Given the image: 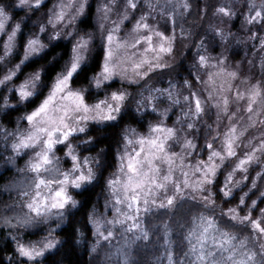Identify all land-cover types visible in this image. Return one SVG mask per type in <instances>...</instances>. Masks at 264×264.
<instances>
[{"label":"snow or ice","instance_id":"obj_1","mask_svg":"<svg viewBox=\"0 0 264 264\" xmlns=\"http://www.w3.org/2000/svg\"><path fill=\"white\" fill-rule=\"evenodd\" d=\"M159 6L158 0H104L97 8L102 21L99 27L103 33L104 58L94 77L95 86L100 88L117 77L128 79L130 83L145 82L146 87L136 100V112L141 118L145 113L154 115L155 120L147 124L146 132L140 130L144 126L138 128L131 124L120 130L119 148L114 156L115 171L104 178L109 199L103 207L105 213L112 214V219L98 216L95 206L86 214L84 227L96 237L92 251L96 252L102 241L110 242L117 226L139 233L137 239L147 240L149 232L143 227L142 214L146 216L154 208L173 209L185 193L193 198L199 194L205 205L214 207V201L205 191L206 185L213 182L223 166L230 164L222 195L226 203L235 196L236 203L223 209L221 215L226 222L221 223L214 215L203 212L192 215L181 239L187 247L183 261L174 255L176 241L165 226L166 259L168 264H184V261L187 264H264V78L256 82L241 79L239 67L230 66L223 52L217 56L210 54L209 35L218 38L220 44L228 43L230 36L244 43L233 34L210 26L193 39L191 30L179 22L192 15V0H166L164 12L158 15H172L166 18L163 31L151 22ZM46 7L45 0H0V36H6L0 44V65L7 67L11 58L19 59L18 63L7 67V71L0 69L3 71L0 75V119L16 109L17 101L32 100L39 85L44 83L42 72L34 71L17 84L25 64L46 62V50L51 44L68 37L74 41L65 67L51 81L40 102L25 111L13 129L0 123V137L12 153L7 163L15 166L17 158L27 157L24 166L16 169L22 179L13 185L27 211L14 218H3L15 247L11 255H0V264H44L49 255L59 254L66 246L64 240L56 238L58 230H62L70 214L79 208L73 193L96 184L104 152L101 149L96 155H86L73 140L93 124H113L121 118L129 103L127 94L121 91L90 103L82 90L73 87L74 75L91 45L90 38L79 35L77 25L86 14L87 0H61L43 18L33 21L32 17ZM244 7L248 13L245 22L252 28L259 25L260 31H264V0H247ZM11 8L31 13L26 15L31 27L28 23L17 22L8 31L6 25L13 19L9 14ZM213 8L222 18H239L233 11V0H223L219 6L208 7L207 11ZM138 11L141 14L137 17L134 13ZM114 13L115 20L112 19ZM128 23H131L130 29ZM177 27L180 28L179 38ZM249 32L247 40L258 42L260 52H264V35H258L251 28ZM185 39L192 40L188 53L191 54L192 49L196 52L187 76L177 81L171 78L175 66L168 58H174L177 43ZM233 55H239V51H233ZM261 71L264 73V61ZM205 74L206 81L202 79ZM154 77L163 80L162 85L166 86L155 87L151 83ZM238 79L240 86L235 87L233 96V82ZM217 80L221 81L219 86ZM199 84L212 85L207 98L194 90ZM181 89L188 94L184 95ZM165 100L169 106L161 110L160 105ZM235 102H243L242 115H238L239 108L230 110ZM174 106L186 111H182L173 126H168L169 112ZM213 108L217 126L209 127L207 132L212 139L206 137L203 155L195 158V163L187 162L188 153L194 156L195 149L187 137L179 136L176 124L191 128ZM224 118L228 124L221 131ZM249 129L258 130L260 134L251 135ZM217 141L222 145L219 149ZM82 143L93 144L95 139L85 138ZM180 143L184 151H172V145ZM241 147L244 150L238 154L237 149ZM58 152L62 153L63 160ZM254 169L255 175H251ZM237 192L240 195L237 196ZM49 221H53L55 227H50L39 241L24 243L12 235L13 231L27 230ZM73 232L71 246L74 248L84 240L85 233L77 228Z\"/></svg>","mask_w":264,"mask_h":264},{"label":"rangeland","instance_id":"obj_2","mask_svg":"<svg viewBox=\"0 0 264 264\" xmlns=\"http://www.w3.org/2000/svg\"><path fill=\"white\" fill-rule=\"evenodd\" d=\"M50 0H45L47 3ZM195 1V0H194ZM192 1V15L186 17V21L181 20L179 21L180 23H183L184 27L186 29H190L192 32L193 39L197 37V33L205 30V28H208L210 26H216L218 28L223 29L226 33H231L233 36L237 37L239 40L244 41V43H238L237 39L232 38L231 36L229 37L228 43L226 44H220L219 39L217 38L214 39L211 35L208 36V42H209V52L212 56H217L219 55L220 52H223L227 57H228V64L232 67H239L241 75V79H250L252 82L260 81L262 78H264V73L261 71V64L262 61H264V52H260L259 50V44L258 42H253V41H248L247 37L250 35L249 29L251 28V31L257 32L258 35H264V31H260V26L258 25L256 28H252L250 25H248L245 22L244 17L248 15L247 9L244 7V5L247 3V0H233L235 4V8L233 11L239 15V18L237 19L235 16L229 20L227 17H220L215 14V9L212 10L210 13L207 11L209 7V1L210 0H197L196 4ZM61 0H52L49 6L46 8L42 9L40 13L37 14V16H33L32 20L35 21L38 17L43 18L45 14L48 12L49 9H52L54 6L59 4ZM104 0H89V4L94 3L95 6V25L99 26V24L102 22L99 19V14L97 12V8L102 4ZM200 2V7L202 9V15L201 18L198 20H193L194 16H196V10H197V3ZM223 0H216V6H219ZM166 3V0H158V4L160 5L156 9V13L153 14V19L151 22L154 25H158L160 30L163 31V25L165 24L166 18L171 17L172 13H167L166 15H158V13L164 12L163 5ZM200 7H198V10H200ZM193 8L194 11H193ZM17 12H20V14L23 13V16L20 18H16L15 14ZM243 13L242 15L240 13ZM204 13L205 16L207 13L211 14V19L210 23H206L205 27L203 25L205 24L204 22ZM9 14L13 17L12 20L8 22V25H6L8 31L11 30L10 26H14L15 23L17 22H23V23H28L29 28L31 27V23L26 20V15H31V13H26V10L20 9V8H11L9 9ZM141 13L138 11L134 13L135 16H139ZM112 19L115 20L117 19L116 14L114 13L112 15ZM208 20V21H209ZM22 23V27H23ZM77 25L79 26V21L77 22ZM110 26V24H106V27ZM169 26H171L169 22ZM128 28H131V23H128ZM199 29V30H198ZM198 30V32H197ZM176 35L179 38L180 35V28L177 27L175 29ZM125 33L122 32L121 36H124ZM27 38V30H26V36L25 39ZM6 39V36H0V44ZM192 40L191 39H185L183 42H178L177 43V50L180 51V55L178 59H184L187 57V64L186 66L190 68V66L193 63L192 56L195 55L196 49H194L193 52L188 56L187 54L188 51L187 49L191 46ZM255 43V47H253V44ZM20 44V39L19 36L17 37V45H18V50L20 53V58H22L23 55V49L19 48ZM233 51H239V55H233ZM2 54V53H0ZM169 62L172 61L174 58L170 57L168 58ZM249 61L252 63L250 64ZM19 59L16 58H11V64L8 65L7 67L13 66L15 63H18ZM7 67L4 65H0V69L3 71H7ZM25 69V68H24ZM23 69V70H24ZM231 70V67L230 69ZM3 71H0V75L3 74ZM34 71V70H32ZM30 71V72H32ZM24 73L23 75L20 76V80L16 81V83H20L27 77V75L30 73ZM203 80H207L208 77L207 75H203L202 77ZM220 80H217V86L220 84ZM155 87H162L166 86L165 85H160V84H155ZM240 86V80H236L233 82V93L232 95L234 96V91L235 87ZM199 88L200 94L202 95L203 98H207L208 96V90H211L212 85L209 84L205 86L204 84H199L197 85L196 89ZM207 89V90H206ZM184 95H187V91L184 89H181ZM169 102L165 100L163 104L160 105V109L163 110L165 108H168ZM241 109V112L238 113V115H242V108H243V102H235L230 105V110L231 111H236L237 109ZM181 107L180 106H174L171 113H170V119L167 121L168 126H173L175 122V117L179 116L181 114ZM212 113V119L208 120V123L213 124V127H216L215 124V114L216 110L213 108L211 110ZM24 115V114H22ZM22 115H17L14 117V122L11 124L9 121H3V119H0V123H3V125L6 128L13 129L15 127V123L18 120V118ZM153 117H155L153 115ZM155 119H150L145 122V126L143 128H140L141 131L147 130V124L152 121L154 122ZM228 124L227 118H224L221 124V131L224 130V126ZM133 127H138L136 124H132ZM249 132L251 135L258 136L260 133L257 130L254 129H249ZM246 142V140H245ZM203 143V141H198V147L199 144ZM8 148L6 151L5 149ZM244 149L238 148V154L242 152ZM172 151L179 152L180 148L178 144H173L172 145ZM92 154V153H91ZM11 150L10 148L5 144L4 140L2 137H0V228H4L8 232L9 236V229L7 226L4 225L3 223V218L4 217H15L18 214H22L23 212H26L27 209L23 208L22 206V201L17 195V192L15 188L13 187L14 183L21 180L22 176L17 172V167H23L25 159L24 158H17L16 159V164L15 166L12 164L7 163L8 157L11 156ZM95 155V154H92ZM203 155V154H202ZM206 158V157H205ZM187 162L190 163H195L194 158H189ZM8 169H11L8 171ZM230 170V169H229ZM115 171V164L112 172ZM223 171V170H222ZM111 172V173H112ZM110 173V174H111ZM251 175H255V169L250 173ZM221 180H223V177H221ZM247 190V189H245ZM75 199L76 195L73 193ZM240 195L239 192H237V196ZM255 198V197H253ZM109 199V194L106 192V195L103 199L101 209H98L97 215L98 216H106L107 219H112V214L111 213H105L104 211V204L106 200ZM78 200V199H77ZM236 203V201H235ZM235 203L229 206H235ZM158 211L156 214H153L154 212ZM160 211V212H159ZM158 213H165L164 210H156L155 208L151 213L148 215H143L141 216L143 227L146 231L149 232V237L147 240L145 239H137L140 234L139 233H131L127 232L124 230V228L117 226L113 232L114 236L111 239L110 242H101V246L97 248L96 252L92 251L93 246L96 244V237L94 236V239L91 243V264H125L127 261V264H143L140 261L141 257V245H145L147 242L151 243V248L155 249V254L156 256L152 255V253H148V256H151V260L154 264H168V261L166 259V246L164 243V232H165V226H168L170 229V223L164 219L163 222H161V218L164 217L163 214H158ZM150 214H153L152 216H149ZM167 217V216H165ZM159 218V220H158ZM67 220L64 222L63 225H65ZM13 223H15V220L13 219ZM176 224L173 222L171 227ZM62 225V226H63ZM50 227H55V223L53 221H49L47 224H37L36 226L29 228L27 230L25 229H19L18 231H13L12 235L18 236L24 243H28L30 241H39L41 240L45 235H47V232ZM60 230H58L59 232ZM183 231L180 233V236L178 240H176V243L173 245V252L174 255L181 257L184 259L183 253L187 251L186 243L182 244L181 239H182V234ZM10 237V236H9ZM57 239H60L58 234L56 235ZM173 240L175 238L172 237ZM156 242V246H155ZM175 245L179 248V251L177 252L178 248L175 247ZM152 252V251H151Z\"/></svg>","mask_w":264,"mask_h":264},{"label":"clouds","instance_id":"obj_3","mask_svg":"<svg viewBox=\"0 0 264 264\" xmlns=\"http://www.w3.org/2000/svg\"><path fill=\"white\" fill-rule=\"evenodd\" d=\"M90 7L89 0H87V9L86 14L79 20V35L88 37L91 39V45L87 51L86 59L82 63L81 68L74 75L73 87L80 89L84 92L88 101L95 102L98 99H104L110 97L112 92L121 91L125 92L129 98L128 106L125 111L122 113L121 118L110 125H91L87 128L85 133H78L76 138L73 140L74 144H78L81 149L85 150V154L95 153V155L101 150L103 152V164L99 169L100 175L95 185L89 186L86 189L78 190V193H75L76 196H79L81 199L77 200L79 202V208L75 212L76 215L86 221V214L89 205L92 203V199L97 193V190H102L104 187V178L106 173L114 166L115 164V152L120 142V130L128 125L136 124L138 126H145V122L150 119H155L153 115L145 113L141 118L136 112V100L138 99L140 93H142L146 87L145 82L137 81L136 83H130L128 79H121L119 77L114 78L110 81L104 83L100 88H97L94 84L95 74L99 71L100 65L104 58V46H103V33L99 26H96L90 20ZM72 37H68L63 41H58L57 43L51 44L47 48L48 58L46 62L40 64H33L29 66L25 64L24 68H33L34 71H40L43 74L44 83L39 85L38 91L35 96L30 101H17L16 109L12 110L10 115L5 116L4 118L8 119L11 122L12 114L20 111H29L34 108L43 96L46 94L48 86L51 81L56 77V75L65 67L68 57L69 49L73 43ZM180 51L177 50L175 53L174 59L169 63L174 65V69L171 72V78L176 79L177 81L184 79L187 76L189 71L187 64V59H178ZM38 66V67H37ZM32 71V72H34ZM30 72V73H32ZM152 84H163V80L156 77L151 81ZM196 91H199L197 88ZM186 111V109H181ZM169 112V116H170ZM179 116H176L175 119H179ZM212 119L211 111L207 116L203 117L199 123H195L191 128H185L182 124H176L177 131L181 138L187 137L191 141L193 148L195 149L194 156L192 153L188 155L192 158L200 157L204 151V144L206 137L208 140H211L212 137L207 136L208 128L213 127V124L208 123V120ZM222 119V118H221ZM217 120V115L215 114V122ZM217 126V125H216ZM258 131V130H257ZM218 134V133H217ZM85 138H94L95 143L93 144H84L82 143ZM203 141L199 144L198 141ZM180 151H184V146L182 143L178 144ZM216 147L219 149L222 147L219 141H217ZM57 155L61 160L64 159L62 153L58 152ZM230 164L223 166V171H219L218 175L214 178L212 183L206 185V193L214 201V207H208L204 204L199 198V194L195 198L190 193H185L184 198H182L177 205L170 210H164L168 215L169 219L179 225V228L186 230L188 222L192 215L199 214L201 212L205 214L214 215L217 220L221 223H225V219L222 217L221 213L226 207H231L236 201V197L231 198L230 203H226L225 198L222 195L223 192V183L225 180V175L230 171ZM223 177V180H221ZM91 194V195H90ZM183 234V233H182ZM183 261V259H181ZM184 264H187V261H184Z\"/></svg>","mask_w":264,"mask_h":264},{"label":"trees","instance_id":"obj_4","mask_svg":"<svg viewBox=\"0 0 264 264\" xmlns=\"http://www.w3.org/2000/svg\"><path fill=\"white\" fill-rule=\"evenodd\" d=\"M51 1L52 0L48 1L46 3V5L49 6ZM192 1H194V0H192ZM215 1L216 0H210L209 1V4H210L209 7H211L212 5L216 6ZM196 2H197V0L194 1L195 4H196ZM199 5H200V2L197 3L196 16H194L193 20H198L201 18L202 9L200 7L201 5L200 6ZM198 7H200V10H198ZM194 9L195 8H193V11H194ZM212 10H214V8ZM212 10L209 12L211 13ZM90 13H91L90 20H91V22H93L95 24V6H94V3H91ZM210 13H207V20L204 22L205 24L203 25V27H205L206 23H210V20H209V19H211ZM22 16H23V13L20 14V12H17L15 14L16 18H20ZM204 16H205V13H204ZM198 30H197V32H198ZM202 33H203V31L198 32L197 35H200ZM195 39H196V37H195ZM193 51H194V49H192V52ZM187 55L189 56L190 54H187ZM32 70H35V69L25 68L23 70V74L28 73ZM24 113H25V111L13 113L10 123L13 124V122H14L13 119L15 116H17V115L19 116V115H22ZM3 121H9V120L6 118H3ZM118 148H119V146L117 147V149ZM92 154H95V153H92ZM113 168H114V166L106 173L105 178H107L110 175ZM106 192L107 191L105 190L104 187L102 190H97V193L95 194V196L92 199V203L88 207L87 213L91 211L93 206H95L96 212H98V209H101L102 202H103V199L106 195ZM76 198L78 200L81 199L79 196H76ZM157 212L158 211L154 212L153 214H156ZM153 214H150L149 216H152ZM158 214L164 215V217L161 218V222H163V220L166 219L170 223V230L172 231V237L175 238L174 241L178 240L180 233L183 230L179 228V225L177 223L171 227V225L173 224V221L169 219L167 214H164V213H158ZM165 216H167V217H165ZM158 220H159V218H158ZM85 224H87V221H85ZM85 224H84V221L80 218V216L76 215L75 213L70 214L69 221H67L66 224L62 226V230H60L58 232V236H59L60 240H64L66 243V246L64 248H62V250L60 251L59 254H56L55 252H53L51 255H49L48 258L44 261V264H91V258H90L91 257V243L94 239V235H92L91 233L88 232L87 228L84 227ZM74 228L83 230L85 233V238L81 243L77 244L73 248L71 246V240H72V237L74 235V232H73ZM150 246H151V243H148V242L145 245L140 246V249H141L140 261L143 264H154L152 261L150 262L151 256H148L147 254L152 253V255L156 256L155 254H157L158 252L155 253V249H152ZM155 246H156V242H155ZM14 247H15V244L13 242H11V238L8 236L7 230L4 228H0V255H2V256L11 255ZM175 247L178 248L176 245H175ZM176 251L178 252L179 248ZM177 257L179 259H182V256L181 257L177 256Z\"/></svg>","mask_w":264,"mask_h":264}]
</instances>
